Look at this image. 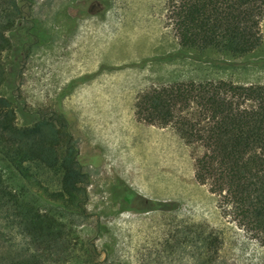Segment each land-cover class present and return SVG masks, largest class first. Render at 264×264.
<instances>
[{"label": "rangeland", "instance_id": "obj_1", "mask_svg": "<svg viewBox=\"0 0 264 264\" xmlns=\"http://www.w3.org/2000/svg\"><path fill=\"white\" fill-rule=\"evenodd\" d=\"M22 2L25 17L12 38L25 44L20 100L35 110L68 114L80 161L91 174V216L79 220V227L97 245L95 264H194L187 237L191 222L205 223L219 234L214 264H264V239L224 214L219 196L196 179L202 148L186 142L173 126L139 120L135 106L140 94L191 78L264 84V65L224 68L178 57L182 46L168 0ZM103 29L107 37L96 43L91 39L94 44L88 46L86 38H99ZM261 31L262 45L238 61L264 57V19ZM11 54H4L7 65ZM86 75L92 77L61 95L71 80ZM0 92L8 95L10 89L3 86ZM17 123H24L20 111ZM40 175L52 188L59 187L58 171ZM123 182L146 200L175 206L147 211L137 199L127 208L119 194ZM7 226L12 225L0 219V264L27 241Z\"/></svg>", "mask_w": 264, "mask_h": 264}, {"label": "trees", "instance_id": "obj_2", "mask_svg": "<svg viewBox=\"0 0 264 264\" xmlns=\"http://www.w3.org/2000/svg\"><path fill=\"white\" fill-rule=\"evenodd\" d=\"M22 1L0 0V90L10 89L8 95L0 92V219L27 240L4 261L95 264L97 245L79 227V220L91 216L87 208L91 174L80 161L68 114L35 110L20 100L22 51L14 46L12 34L25 17ZM167 7L182 46L178 57L224 68L264 65V57L237 60L262 45L264 0H168ZM7 51L14 58L11 66L4 57ZM90 77L71 80L61 95ZM135 106L139 120L173 126L186 142L202 148L196 157V179L219 196L224 214H232L264 239V84L191 78L154 87L140 94ZM18 111L23 125L17 123ZM44 170L60 173L58 188L43 181ZM119 187L127 208L140 199L147 211L173 209L174 204L166 201L144 199L124 182ZM190 226L187 237L194 264H214L219 234L205 223Z\"/></svg>", "mask_w": 264, "mask_h": 264}, {"label": "flooded vegetation", "instance_id": "obj_3", "mask_svg": "<svg viewBox=\"0 0 264 264\" xmlns=\"http://www.w3.org/2000/svg\"><path fill=\"white\" fill-rule=\"evenodd\" d=\"M14 34V33H13ZM12 34V38H13V35ZM46 39V41H48L49 40V37H47V38H45ZM41 41H44V40H42L41 39ZM14 43V42H13ZM14 46L17 48V47H20V51H22V55H21V57H19V59H18V61H20V65H19V69H23V64H21V62H22V60L24 59V57H26V55H25V53H24V50H25V44H24V42H20V43H17V44H15L14 43ZM14 59V58H13ZM12 59V60H13ZM8 66H11V65H8Z\"/></svg>", "mask_w": 264, "mask_h": 264}, {"label": "crops", "instance_id": "obj_4", "mask_svg": "<svg viewBox=\"0 0 264 264\" xmlns=\"http://www.w3.org/2000/svg\"><path fill=\"white\" fill-rule=\"evenodd\" d=\"M104 31H103V34L98 38V36H94V37H90V38H86L87 40V42H86V44L89 46V45H91V44H94V42H91L90 40L91 39H94L95 40V43H96V40L97 39H99V40H101L102 38H105V37H107V32H106V30L105 29H103ZM84 34H86V33H84ZM82 37H84V36H82ZM87 37V36H86ZM100 43H101V41H100ZM105 45V42L104 43H101V46H104Z\"/></svg>", "mask_w": 264, "mask_h": 264}]
</instances>
